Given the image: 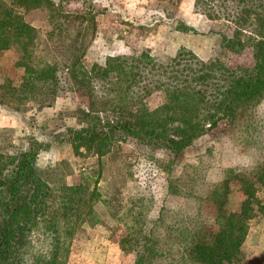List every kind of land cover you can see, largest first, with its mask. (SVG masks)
<instances>
[{
	"label": "trees",
	"instance_id": "obj_1",
	"mask_svg": "<svg viewBox=\"0 0 264 264\" xmlns=\"http://www.w3.org/2000/svg\"><path fill=\"white\" fill-rule=\"evenodd\" d=\"M195 6L208 21L220 25L208 30L220 37L217 57L203 59L180 47L163 62L142 50L109 55L102 65H85L88 43L82 31L89 23L95 27L94 17L64 14L67 23L82 16L83 26L69 32L57 20L54 0H0V52L13 45L24 58L39 51L35 67L25 66L28 74L19 78L18 84L4 86L21 104H47L63 89L58 74L62 69L65 79L71 76L88 96L86 108L77 117L78 127L69 129L65 138L76 150L94 147L102 155L113 143L129 139L153 150L163 149L179 160L196 139L228 125L264 100V0H195ZM40 8L47 9L52 23L45 32L46 41L24 16ZM176 30L197 33L184 22ZM54 37L63 38L61 44H48ZM61 50H68L65 60L56 56ZM152 93H163L164 100L150 110L139 106ZM109 114L112 118L101 119ZM43 147L42 142L32 139L26 148L0 152V264H67V237L93 212L92 203L97 198L87 185L61 189L39 175L36 158ZM227 172L211 196L218 203L214 218L218 227L212 242L197 240V233L185 223L166 227V231L178 233L174 236L178 251L173 264H230L239 260L247 234L245 225L262 207L255 181L264 183V162L251 175L244 169ZM232 181L240 184L246 196L237 211L227 208ZM164 216L162 211L157 225L163 223ZM34 230L47 234L46 250L32 251ZM157 246L150 239L133 264L162 263V249Z\"/></svg>",
	"mask_w": 264,
	"mask_h": 264
},
{
	"label": "rangeland",
	"instance_id": "obj_2",
	"mask_svg": "<svg viewBox=\"0 0 264 264\" xmlns=\"http://www.w3.org/2000/svg\"><path fill=\"white\" fill-rule=\"evenodd\" d=\"M192 2L194 8H190ZM135 3L142 8L130 15L127 8ZM54 6L57 20L69 32L83 26L82 16L67 23L64 14L94 17L95 27L89 23L82 31L88 43L85 65H102L109 55L142 50L161 62L180 47L203 59L215 58L221 52L220 37L208 31L220 25L208 21L202 10L196 9L195 0H54ZM46 10L24 15L40 30L44 41L46 30L52 26ZM181 22L194 26L197 33L176 30ZM243 26L250 28L247 23ZM62 39L54 37L47 42L61 44ZM66 51L56 53L58 60H65ZM38 53L36 50L24 58L17 45L0 52V152L26 148L36 139L44 144L36 166L46 182L61 189L84 184L93 191L97 199L92 203V214L67 237V264H133L142 246L150 245V239L162 249V263L155 264H173L178 251L174 236L178 233L166 231V227L174 224L178 227L185 223L197 233V240L212 242L218 227L214 220L218 203L211 199L213 189L228 170L244 169L251 175L264 162V100L228 125L196 139L179 160L163 149L153 150L129 139L113 143L100 155L94 147L80 146L76 150L65 139L69 129L78 127L77 117L86 108L88 96L71 76L65 79L62 69L58 74L63 89L50 103L21 104L9 95L4 85L18 84L19 78L28 74L25 66L37 64ZM163 100V93H152L139 106L150 110ZM101 117L112 118L110 114ZM232 182L227 208L237 211L246 196L240 184ZM255 184L262 207L246 223L239 260L230 264H264V183L256 180ZM162 211L164 221L157 225ZM31 244L34 252L46 250L47 234L34 230Z\"/></svg>",
	"mask_w": 264,
	"mask_h": 264
},
{
	"label": "crops",
	"instance_id": "obj_3",
	"mask_svg": "<svg viewBox=\"0 0 264 264\" xmlns=\"http://www.w3.org/2000/svg\"><path fill=\"white\" fill-rule=\"evenodd\" d=\"M186 1V0H185ZM182 3V2H181ZM186 5H187V2H186ZM185 5V8H188V5L186 6ZM182 6H183V3H182ZM140 7L138 6V4H130V7L129 8H127L128 9V12L127 13H129L130 15H136V13H135V11H137L138 9H139ZM142 8V7H141ZM140 8V9H141ZM190 8H194V2H192L191 3V6H190ZM139 11V10H138ZM189 12H187L186 13V10L184 11V14H188ZM185 17V16H184ZM188 23V22H187ZM188 24H190V23H188Z\"/></svg>",
	"mask_w": 264,
	"mask_h": 264
}]
</instances>
